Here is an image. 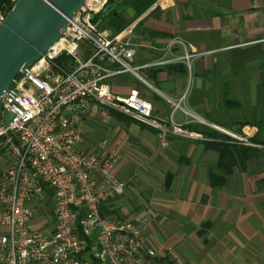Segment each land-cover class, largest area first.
Here are the masks:
<instances>
[{
  "label": "crops",
  "instance_id": "1",
  "mask_svg": "<svg viewBox=\"0 0 264 264\" xmlns=\"http://www.w3.org/2000/svg\"><path fill=\"white\" fill-rule=\"evenodd\" d=\"M120 9L124 29L141 45L135 66L197 56L190 69L175 63L142 70L145 83L114 77L111 92H137L152 104L154 118L195 136L168 133L162 146L159 131L142 120L110 110L85 114L84 149L114 155L112 174L123 185L103 213L137 223L160 258L172 250L183 264H264V145L242 143L264 142V0H154L140 14ZM177 102L181 108L173 110ZM203 128L257 153L219 188L209 168L220 156L205 147L211 140Z\"/></svg>",
  "mask_w": 264,
  "mask_h": 264
},
{
  "label": "built area",
  "instance_id": "2",
  "mask_svg": "<svg viewBox=\"0 0 264 264\" xmlns=\"http://www.w3.org/2000/svg\"><path fill=\"white\" fill-rule=\"evenodd\" d=\"M109 3L86 0L1 99L0 264H183L172 250L158 257L137 223L102 215L103 205L123 193L112 174L117 158L84 149L81 124L87 113L110 110L155 127L162 146L168 133L195 136L154 118L152 104L137 92L114 95L109 81L124 74L143 81L142 70L167 64L190 69L197 55L135 66L141 45L130 30L104 29ZM37 215L45 225L32 226Z\"/></svg>",
  "mask_w": 264,
  "mask_h": 264
},
{
  "label": "water",
  "instance_id": "3",
  "mask_svg": "<svg viewBox=\"0 0 264 264\" xmlns=\"http://www.w3.org/2000/svg\"><path fill=\"white\" fill-rule=\"evenodd\" d=\"M86 0H17L0 22V102L55 44Z\"/></svg>",
  "mask_w": 264,
  "mask_h": 264
},
{
  "label": "trees",
  "instance_id": "4",
  "mask_svg": "<svg viewBox=\"0 0 264 264\" xmlns=\"http://www.w3.org/2000/svg\"><path fill=\"white\" fill-rule=\"evenodd\" d=\"M111 2H113V0H110V3ZM153 2L154 0H119L118 6L120 8L131 6L136 10L137 14H140ZM11 8L12 5L7 0H0V13H8ZM103 23L104 29H110L114 34L119 33L126 27V23L120 17L117 8L110 9L108 12L104 13ZM62 61L65 62L66 59L63 58L61 59V62ZM156 72H159V69L156 70ZM201 132L206 139L211 140L210 143H205V147L216 150L220 156L218 164L209 168L210 183L214 187H221L223 185L224 176L232 173L233 169L238 164L245 163L247 160H250L257 155L255 150L238 146L229 138L208 128L201 129ZM251 143L264 145V142L259 141L257 137L252 139ZM102 215L106 218L108 217L103 213V210ZM92 264L97 263L93 262Z\"/></svg>",
  "mask_w": 264,
  "mask_h": 264
},
{
  "label": "rangeland",
  "instance_id": "5",
  "mask_svg": "<svg viewBox=\"0 0 264 264\" xmlns=\"http://www.w3.org/2000/svg\"><path fill=\"white\" fill-rule=\"evenodd\" d=\"M118 3H119V0H113V2H111V3H109V5H108V7H107V9H106V12H108L110 9H114V8H117L118 10H121L120 9V7L118 6ZM149 90H150V92H153L154 93V91L153 90H151L150 88H148ZM6 119L7 120H9L10 119V115L9 114H7L6 115ZM216 133H219V132H216ZM237 138V140H243L240 136L239 137H236ZM245 138V137H244ZM247 139V140H246ZM252 139H254V137L252 138H245V142H244V140H243V142L242 143H245V144H247L248 142L249 143H251L250 141L252 140ZM248 141V142H247ZM43 225H45V219L44 218H42V217H40L39 215H37V216H35L34 217V219H33V223H32V226L33 227H40V226H43Z\"/></svg>",
  "mask_w": 264,
  "mask_h": 264
}]
</instances>
